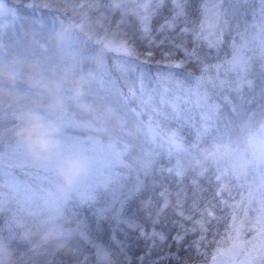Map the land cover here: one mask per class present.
<instances>
[{
  "label": "rangeland",
  "instance_id": "rangeland-1",
  "mask_svg": "<svg viewBox=\"0 0 264 264\" xmlns=\"http://www.w3.org/2000/svg\"><path fill=\"white\" fill-rule=\"evenodd\" d=\"M35 1L0 0V264H7L10 241L21 246L32 243L35 251L39 231L46 243L54 242L57 247L63 237L58 222L66 202L73 196L87 198L86 184L93 168L117 161L123 148L135 149L146 132L142 116L153 117L147 90L121 92L114 79L97 75L101 51L103 60L110 54L121 64H142L126 41L95 34L84 20L66 24L61 20L65 16L62 9L55 10L58 8L51 11L55 19L50 18L42 29L21 23L16 5ZM40 1L45 7V0ZM127 1L144 15L147 6L158 0ZM250 3L208 0L209 16L198 29L211 45L229 37L231 43L224 47L230 52L226 60L247 70L264 62V18L253 15ZM69 82L81 87L68 90ZM33 115L56 120L60 147L65 145L62 151L88 161L86 172L71 185L53 166L29 155L17 139V130ZM68 126V136L74 135L73 139L61 134ZM222 130L229 132L227 127ZM235 135L238 140L234 143L250 148L249 154L244 148L231 154L217 148L215 165L242 182L237 206L245 213L242 223H251L241 230L247 233L264 221V121L246 144L240 142L239 133Z\"/></svg>",
  "mask_w": 264,
  "mask_h": 264
},
{
  "label": "snow or ice",
  "instance_id": "snow-or-ice-1",
  "mask_svg": "<svg viewBox=\"0 0 264 264\" xmlns=\"http://www.w3.org/2000/svg\"><path fill=\"white\" fill-rule=\"evenodd\" d=\"M250 7L264 18V0H251ZM18 11L21 23L36 28L55 19L39 2ZM229 43V37H222L218 45L163 52L169 63L156 71L166 70L167 85L151 68L121 64L111 56L102 61L103 74L121 92L139 88L150 93L153 117L135 149L123 148L117 161L93 168L87 198L73 205V215L94 241L85 249L92 264L97 246L123 250L127 264H264V221L247 233L216 239L220 216L234 206L242 182L219 169L187 167L201 141L211 139L221 124L253 104L264 107V62L249 71L223 59ZM146 54L155 55L151 50ZM69 131L65 127L61 134L73 139Z\"/></svg>",
  "mask_w": 264,
  "mask_h": 264
},
{
  "label": "trees",
  "instance_id": "trees-1",
  "mask_svg": "<svg viewBox=\"0 0 264 264\" xmlns=\"http://www.w3.org/2000/svg\"><path fill=\"white\" fill-rule=\"evenodd\" d=\"M25 1L28 2V0ZM39 1L36 0L35 3ZM207 2L208 0L152 1L147 6L144 15L139 13L141 8L127 0H67V2L45 0V7L52 12L62 9V13H60L65 16L61 20L66 24L74 23V19L80 20V23L84 20L86 22L84 25H91V30L95 34L112 35L118 40L126 41L132 53L141 59V65H144V68H151L158 81L162 85H167L170 77L166 74V70L159 73L156 71L161 65L169 63L162 58L163 52L175 54L185 47L199 49L201 45H211L198 31L200 24L209 16ZM22 5L19 3L16 6L21 8ZM74 15L82 16L74 17ZM161 41L163 46L158 47L157 44ZM148 50H151L155 55L148 56L146 54ZM100 54L96 71L98 76L104 77L101 71L102 51ZM229 55L230 52L224 48L221 53L222 58L226 59ZM109 56L111 55L108 54ZM141 119L145 123L148 121L147 117L142 116ZM263 121L264 107L258 104H253L250 108L246 107L243 115L234 118L226 125L221 124L219 131L206 143L201 141V147L196 156L187 162L188 169L205 172L208 169H218V166L215 165V162H218V157L214 151L217 148L222 149V153L229 152L230 154L235 149L244 148L249 154L250 148L234 143L238 140L235 133H239L242 138L240 142L246 144L247 139ZM4 122L8 123L9 121L4 120ZM241 122L244 125L242 128H240ZM225 127L229 131L227 134L225 130H222ZM203 160H209V163ZM228 160L230 161V159ZM251 169L253 170V167ZM78 200L80 199L73 196L63 207V215L58 222L63 237L59 239L57 247L54 246V242L53 245L46 243L43 234L39 231L35 238V251L32 249V243H26V246H21L20 243L16 245L11 241L8 243L10 255L6 259L7 264H92V260L85 254V249L94 241L89 235L87 227L79 222L72 212L73 205ZM237 204L236 198L234 206L220 216V232L216 237L217 240H220L225 233L234 235L237 231L241 232L244 227L248 229L251 224L242 223L245 213ZM189 226L191 225L189 224ZM212 239L210 236L209 240ZM221 243L225 242L221 240ZM211 250L215 251V245ZM94 264H127V262L123 250L113 253L97 246L94 252ZM209 264H211L210 261Z\"/></svg>",
  "mask_w": 264,
  "mask_h": 264
},
{
  "label": "clouds",
  "instance_id": "clouds-1",
  "mask_svg": "<svg viewBox=\"0 0 264 264\" xmlns=\"http://www.w3.org/2000/svg\"><path fill=\"white\" fill-rule=\"evenodd\" d=\"M66 87L68 90H77L81 86L69 82ZM58 132L56 120H45L33 115L17 130L16 137L29 155L53 166L61 179L71 185L86 172L88 161L81 156L65 154L58 141Z\"/></svg>",
  "mask_w": 264,
  "mask_h": 264
}]
</instances>
